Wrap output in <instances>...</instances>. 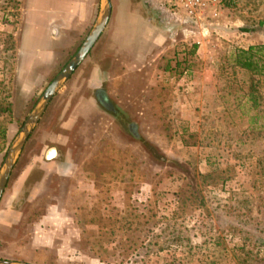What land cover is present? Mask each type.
Returning a JSON list of instances; mask_svg holds the SVG:
<instances>
[{"label":"rangeland","instance_id":"374dc122","mask_svg":"<svg viewBox=\"0 0 264 264\" xmlns=\"http://www.w3.org/2000/svg\"><path fill=\"white\" fill-rule=\"evenodd\" d=\"M34 2L0 0V168L92 27H47ZM112 5L12 171L0 258L264 264V120L250 125L248 110L253 81L264 110V76L233 65L237 49L264 44V0H226L193 36L156 0Z\"/></svg>","mask_w":264,"mask_h":264},{"label":"water","instance_id":"95a60500","mask_svg":"<svg viewBox=\"0 0 264 264\" xmlns=\"http://www.w3.org/2000/svg\"><path fill=\"white\" fill-rule=\"evenodd\" d=\"M112 0H103L98 17L85 41L69 60L66 66L55 76L26 118L20 132L7 150L5 160L0 168V202L7 188L12 171L22 154L25 145L46 112L50 102L75 73L105 31L112 15ZM0 264H35L28 261L0 258Z\"/></svg>","mask_w":264,"mask_h":264},{"label":"built area","instance_id":"2783aa9c","mask_svg":"<svg viewBox=\"0 0 264 264\" xmlns=\"http://www.w3.org/2000/svg\"><path fill=\"white\" fill-rule=\"evenodd\" d=\"M159 9L177 18L184 35L193 36L204 33L207 27L221 16L226 0H156ZM196 41V44H200Z\"/></svg>","mask_w":264,"mask_h":264},{"label":"crops","instance_id":"0c3cea01","mask_svg":"<svg viewBox=\"0 0 264 264\" xmlns=\"http://www.w3.org/2000/svg\"><path fill=\"white\" fill-rule=\"evenodd\" d=\"M103 0H39L38 4L45 10L48 18L45 26L60 22L73 34H83L95 23ZM34 0H30L33 6ZM92 28V27H91ZM28 262H34L26 259Z\"/></svg>","mask_w":264,"mask_h":264},{"label":"trees","instance_id":"16d2710c","mask_svg":"<svg viewBox=\"0 0 264 264\" xmlns=\"http://www.w3.org/2000/svg\"><path fill=\"white\" fill-rule=\"evenodd\" d=\"M264 25V21L260 22ZM196 46L193 47L192 53L195 52ZM233 65L248 70L257 76H264V44L250 45L246 49H237L233 55ZM262 96L260 95L255 82L248 89V110L254 113L250 117V125L264 120V110L261 109ZM264 128V123L261 124ZM0 138L3 141L7 139L6 128L0 127Z\"/></svg>","mask_w":264,"mask_h":264}]
</instances>
